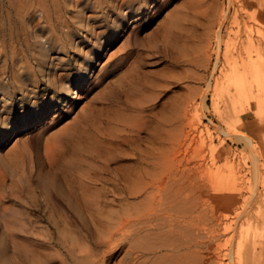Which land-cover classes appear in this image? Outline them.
<instances>
[{"label": "rangeland", "instance_id": "374dc122", "mask_svg": "<svg viewBox=\"0 0 264 264\" xmlns=\"http://www.w3.org/2000/svg\"><path fill=\"white\" fill-rule=\"evenodd\" d=\"M124 1L78 0L76 2V7L71 9V16L73 21H81L82 25L79 26L74 22L72 24V29L75 31L73 34L76 33L72 37L75 45L67 44L64 51L53 49L48 55L56 57L54 62L57 63L65 60L66 55H69L76 60V64H79L85 52L93 53L95 50L90 49L92 42L103 41L104 37L111 35L118 24V38L113 45L110 47L104 45L100 50L104 54L101 58L102 63L105 62L109 50L116 53L115 57L104 63L103 70L101 66L99 67L101 60L93 65L88 80L85 81L89 92L75 88L76 93L69 94L68 99L61 103L60 109L30 128L18 130L4 143L0 142V171L5 176L6 184L4 187L0 186V264H70L71 262L77 264V261L66 254L67 250L61 235V231L64 230L60 229H72L78 234L85 235V227H105L104 225L108 223L107 218L116 220L124 216L126 205L132 203L130 205L132 206L139 202V199L134 196L106 195L105 200L109 204L105 206L100 202L101 199L81 200L71 196L68 185L74 187L77 180L95 171L102 173L105 178L118 179L121 174L123 176L132 173L138 166V161L142 157L149 156L151 152L160 159L159 163L168 159L176 167L181 168L185 165L184 167L187 168L184 182L190 187L188 191H192L190 199L195 204L196 197H199L204 206L201 208L204 211L202 220L198 218L197 206L194 214L187 213L191 219L188 218V229L192 238L199 242H202V239L206 240L199 250L202 261L205 264L213 260L217 262L215 257L218 249L215 243L219 241H209L207 236L210 235L209 228L216 226L214 219L222 217L221 214L232 218L241 210V201H237L235 195L223 190V187L227 182H233L234 176L237 180L240 175L237 173L239 165L244 168L242 175L246 173L244 180L248 182L253 179L252 152L248 146L238 140L237 134L252 138L251 145L254 144L252 147L258 152L260 161L258 163L264 168V101L260 107L252 94L256 92V84L253 81L255 68L259 61L264 60V45L262 44L258 49H250L247 44L248 38L253 41H257L258 38L261 42L264 39V1L261 0L259 6L258 0L256 2L245 0L240 8L236 6L241 10L236 20V22L240 21L237 22L238 26L237 23L231 22L234 9L229 10L225 24L227 26L222 27L220 31L218 54L215 48L216 31L220 14H223L220 11L223 12L228 7L226 0H214L216 20L210 25L208 48L197 50L191 48L184 50L178 45L180 43L175 36L182 32V27L193 25V15L206 9L204 4L206 0H153L149 5L145 4L141 19L133 21L129 17L128 25L123 21V17L130 10L129 6L134 10L137 9L138 4L137 0H134L135 3L133 1L129 5L126 1L122 5ZM212 1L208 0L210 3ZM109 4L112 6L111 10L108 8ZM185 16H188V20ZM202 21L197 33L203 32V26L208 25L206 18ZM247 28L252 31L251 35L249 33L252 37L247 38L249 31ZM38 33L41 36L37 37V40L34 39L32 44L35 51L38 47L36 45L47 37L46 33L43 34L39 30ZM77 33L81 34V37L77 38ZM136 36L140 41L137 46L133 41ZM129 48L132 50V56L126 59L124 54ZM113 74L116 76L113 77ZM118 78H125V82L129 80L130 84L133 82L131 85L135 88L132 89L130 85L120 87ZM111 85L113 86L110 87ZM25 91L30 93V90ZM16 96L17 99L20 97L19 92ZM84 106V114L80 116V109ZM5 115L0 107V118ZM78 115L79 120H84L80 126L84 129L83 133L65 140L61 148L48 159L44 151L45 137L52 133L56 134ZM120 119H123L122 123L127 128L126 134H131L130 129L136 122L140 124L141 129H138V133H132L136 135L135 138H126L123 142L118 138L112 140V136L118 133L117 124L121 122L118 121ZM258 120L263 122L257 125L246 124L244 127L241 125L242 122L250 123ZM101 135L107 136L109 144L102 145L97 142ZM132 139L136 142L133 143ZM22 141L27 142L25 145L28 153L25 152L24 155L30 157L32 167H26L25 175H15V171L18 170L14 171V165L7 158L6 151L14 144L21 146ZM193 163L198 165V169ZM234 163H238V167ZM126 170H130L129 173ZM262 183L264 184V180ZM7 185H11L10 188ZM225 203H228L227 206ZM211 215H214L213 218ZM254 226L253 231L250 228L253 233L264 227L261 224ZM228 236L223 237L220 242L223 244V247L221 246L223 253L230 247L233 249L236 247L237 237L227 243ZM87 242L90 249L100 256L104 248L92 245L95 238L90 237ZM111 249L108 254H112L105 258L108 262L106 264L129 263L126 252L131 249L127 240L115 242ZM195 249L191 248L189 252H195ZM232 252L234 256L235 250ZM164 253L169 254L163 251L162 254ZM221 259V262L226 264L228 257L224 256ZM215 262L212 264H220Z\"/></svg>", "mask_w": 264, "mask_h": 264}, {"label": "bare ground", "instance_id": "6f19581e", "mask_svg": "<svg viewBox=\"0 0 264 264\" xmlns=\"http://www.w3.org/2000/svg\"><path fill=\"white\" fill-rule=\"evenodd\" d=\"M77 1L78 0H0V107L2 108V112L6 114V117L4 116L0 118L1 143L7 141L9 137L16 133L18 130H21L23 128L24 130H26L33 126V124L41 122L48 115L54 113L57 109H60L61 103L68 99V95L76 93L74 91L75 88L80 89L83 92H89L87 86L85 85V81L88 80L93 65L101 60L99 63V67L101 66V70H103L102 68L105 67H103L104 63L115 57V52H112V50H109L108 52L106 51V60L102 63L101 58L104 56V54H102L100 50L104 45L106 47H110L118 38V24H115L116 26L114 27L111 35L104 37L103 41L99 42L98 40H95L94 42H92V44L90 43L92 47L90 49L92 51L94 49L95 50L93 51V53H89L88 51L85 52L79 64H76V60L72 59V56L69 55H66L65 60H60L58 63L54 62V59H57L56 57H51L50 55H48V52L53 49L64 51V48L67 44L75 45V41L72 37L76 35V33L73 34V32L75 31L72 29V24L74 22L75 24H78L80 26L81 21H73V17L71 16V9L76 7L75 4ZM126 1H128V4L130 5L134 0H125L122 5H124ZM151 1L153 2V0H137L138 7L136 6V10L131 9L132 7L129 6L130 10L128 9V11L126 9L128 12L126 16L123 17V21L127 23L126 25L129 24V17L133 21L141 19V16L145 11V6L149 5ZM226 1L228 6L227 10L224 9L223 12L220 11L223 14H220V18L217 17L220 19L219 26L216 31L215 40V48L217 54L219 53L218 49L221 39L220 31L222 27L227 26L225 24L228 19L229 10L231 8L234 9V15L231 19V22H240H236L237 16L241 11L236 8V6H239L240 8L241 3L245 0ZM256 1L257 0H255V2ZM260 1L261 0H258V3ZM204 4L206 6V9L200 10L193 15V25L191 24L190 26L186 25L182 27V32L177 33V36H175V38H177L178 42L180 43L178 45H180L184 50L187 48L196 50L198 48H208L210 25L216 20V3L214 0L211 3L206 0ZM117 5L118 4H116V6ZM258 5L260 6L261 4L259 3ZM108 6L109 9L112 7L111 4H109ZM185 17L188 20V16ZM205 18L208 20V25L203 26V32L197 33L199 26L201 27L202 25L201 21ZM116 22L118 23L119 21ZM248 29L249 28H247V30ZM38 30L43 34L46 33L45 36L47 37L44 38L43 42H39V44L36 45L38 47L37 51H35L32 44L34 39L37 40V37L41 36L39 35ZM250 32L252 31L249 29L248 34L246 35L247 38L252 34ZM80 35L78 34L77 38L81 37ZM134 39V44L136 46L139 45V38L136 36V38ZM174 41L175 40H173V42ZM247 44H249L250 49H258L259 47H262V44L264 45V39L261 42L258 38L257 41H253L251 38H248ZM45 45H47V47ZM124 55L126 59L132 56V50H130L129 48V50H127V53ZM255 69L256 72L255 70L253 71L255 72L253 81H255L256 84V92L254 91L255 94H252L254 98H256V104L261 107L264 101V60L259 61L258 66ZM114 76L116 75L113 74V77ZM128 81L125 82V78H118V84L120 85V87H129L128 85H130L132 89L135 88L133 85H131L133 82L130 84V82ZM139 83L140 82H138V84ZM112 86L113 85H111L110 87ZM116 89H118L117 86ZM25 90H30V93ZM17 92H19L20 94V97L18 99L16 96ZM50 93L51 96H49ZM241 94H243V92ZM241 94L240 96H243ZM94 98L95 97H93V99ZM17 107H19V109ZM84 109L85 106L80 109V116H83ZM151 109H153V107ZM80 116L78 115L77 117L73 118L71 122L65 124L58 132H56V134L52 133L45 137L44 151L45 156L48 159H50L53 154L61 148L65 140L71 139L74 135L76 136L83 133L84 129L80 126L82 125L84 120H79ZM144 117L145 116H143V118ZM118 121H121L119 124H117L119 126L117 128L118 133L112 136V140L113 138H118L121 140V142H123L126 138L131 139L136 137V135L134 134L138 133V129L140 128V124L138 122H136L135 125L131 127V134H126L128 132L126 126H124V123H122L124 122L123 119H120ZM261 122L263 121H251L250 123L242 122L241 125H243L244 127L246 126V124L257 125L261 124ZM236 136L238 140L240 142L242 141L246 146H248L252 152L253 165L251 173L253 172V179L248 181L250 179L249 177V179L247 180L248 182H246V179L244 180V175L246 173H243L242 175V171L244 170L243 166L239 165L238 163H234L236 164V167H238L237 165H239L237 173H239L240 175L238 176V178H236L237 180L234 179L235 176L233 175L234 177H232L234 180L231 178L233 182L229 183L226 181L227 185L225 184V186L222 187L224 188L223 190H227L235 195L237 201H241V210L237 212L232 218L226 217L227 215L225 214H221L223 215L221 217L219 214L220 218L216 217L217 219H214L216 221L215 224H213L214 226H216L209 228L210 235L207 234V236H209L208 238L210 242L219 241L218 243H215L218 249L217 257L215 258L220 264H223L221 262V258H223L224 256H227L229 259H227L228 263L225 262L226 264H264V227H260V230L258 232H251V230L255 227L254 225L261 224L264 226V184L262 183V181L264 180V168L260 167L262 165L258 163L260 162L258 158V152L254 147H252L254 144L251 145L252 138L244 134H237ZM106 137L107 136L101 135L97 139V142L102 145L109 144L108 138ZM133 140L134 139H132V142L135 143L136 141L134 142ZM26 143L25 141H22L21 146H18V144H14L13 147L9 148L6 151V154L8 156L7 158H9L14 165V171L18 170V172L15 171V175H25L26 167H32L31 161L29 159L30 157L28 158V156L26 157L24 155L28 150L26 149ZM260 149L261 148H259V150ZM169 152L170 148L167 150L168 155ZM158 160L160 159H158V157H156L154 153L151 152L149 156L142 157L140 161H138L139 164L134 169V171H132V173L130 172V174H128V171L130 170H126V172H128L126 174L128 175L122 176L121 174V177L118 179H111V177H109L110 179L105 178L103 177V175H101L102 173L99 174L97 171H95L93 173H89L84 178L77 180L74 187L73 185H68V191L71 196L78 197L81 200L92 198V200L94 201V199H101L100 202L105 206L109 204V202L105 200V198H107L106 195L115 197L134 196L139 199V202L132 206H130L132 203L130 205H126V207L124 208V216L118 217L116 220L111 217L107 218L108 223L104 225L105 227H85V233L87 234V236L86 234H78L72 229L61 228L60 230H64L63 232L61 231V235L63 236V242L65 244L67 250L66 254L68 257H72L79 264H106L108 262H106L105 258H108V255L110 257V255L112 254L108 253L110 252V250L112 251L111 248L114 243L122 240H127L129 242V248L131 249L126 252V255L129 258L128 264H205L201 259L202 254L199 250L202 245L206 243V240L204 241V239H202L203 241L199 242L195 238L191 237L188 229L189 220L191 219L187 215L188 212L193 213L197 206L196 209L198 210L199 214L198 218L201 219L204 212L201 209L202 207H204L202 206L203 203L200 202L199 197H196L197 202H195V204L190 199V193L192 191H188V188L190 187H187V183L184 182L185 173L187 171V168L184 167L185 165L183 167L181 166L180 168L179 166L176 167L168 159L162 161L161 163H159ZM177 162L175 161V163ZM201 163L202 162H200V164ZM178 164L181 163L178 162ZM234 164L232 165L234 166ZM193 166H196V164L194 165L193 163ZM205 166L207 165L205 164ZM11 182L14 183L12 179ZM192 182L193 181H191V183ZM5 185V176L2 171H0V186L4 187ZM11 185L7 186L10 188ZM123 201H125L124 197ZM234 209H236V207ZM245 225L247 227L244 228ZM257 230L258 229H256V231ZM226 235H229L226 239L227 243L231 242L236 237L237 242L235 243V249H233V247H230L227 249L228 251L225 250V252L223 253V249H221V246L223 247V244L220 242ZM90 237L95 238V242L92 245H94L95 247L104 248L100 256L90 249L87 242V239ZM208 244L209 242L207 243V245ZM191 248H196L195 252H189ZM232 250H235L234 256ZM163 251L169 252V254H162ZM197 254L200 255V257H197ZM210 262L207 264H212L215 261L213 260V262Z\"/></svg>", "mask_w": 264, "mask_h": 264}]
</instances>
